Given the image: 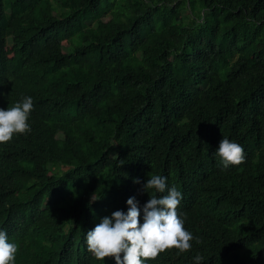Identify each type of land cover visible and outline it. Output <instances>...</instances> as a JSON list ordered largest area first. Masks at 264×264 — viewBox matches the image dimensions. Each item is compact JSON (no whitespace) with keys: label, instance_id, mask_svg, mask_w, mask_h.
Wrapping results in <instances>:
<instances>
[{"label":"trees","instance_id":"obj_1","mask_svg":"<svg viewBox=\"0 0 264 264\" xmlns=\"http://www.w3.org/2000/svg\"><path fill=\"white\" fill-rule=\"evenodd\" d=\"M24 96L31 163L0 187L15 264H79L101 218L163 195L152 175L188 191L215 164L183 203L192 248L158 264H264V0H0V107ZM224 136L244 150L229 170Z\"/></svg>","mask_w":264,"mask_h":264},{"label":"clouds","instance_id":"obj_2","mask_svg":"<svg viewBox=\"0 0 264 264\" xmlns=\"http://www.w3.org/2000/svg\"><path fill=\"white\" fill-rule=\"evenodd\" d=\"M32 108L31 96H24L12 107H0V187L3 179L20 166L28 169L31 163L21 161L13 135L31 130L28 117ZM243 152L240 144L224 136L214 155L219 158V168L229 170L230 165L244 160ZM216 166L211 165L190 178L188 191L168 186L163 175H152L142 185V190L152 189L163 195L149 196L143 205H139L135 197H129L126 211L118 209L101 218L85 233L82 247L87 255L84 260L80 258L79 264H91L90 259L105 261V258L106 264H158L162 258L171 260L173 251L183 254L190 250L196 238L188 231L189 213L183 212V203H202V198L214 190L211 172ZM17 252L16 243L0 228V264H15ZM192 259L195 264H201L203 257L197 254Z\"/></svg>","mask_w":264,"mask_h":264}]
</instances>
